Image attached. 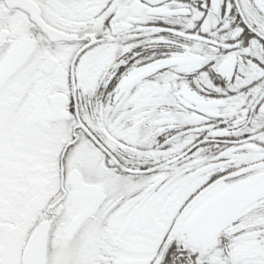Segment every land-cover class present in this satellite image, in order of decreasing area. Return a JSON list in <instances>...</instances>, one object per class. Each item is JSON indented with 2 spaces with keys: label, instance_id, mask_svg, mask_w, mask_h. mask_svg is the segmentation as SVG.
Wrapping results in <instances>:
<instances>
[{
  "label": "snow or ice",
  "instance_id": "obj_1",
  "mask_svg": "<svg viewBox=\"0 0 264 264\" xmlns=\"http://www.w3.org/2000/svg\"><path fill=\"white\" fill-rule=\"evenodd\" d=\"M0 264H264V0H0Z\"/></svg>",
  "mask_w": 264,
  "mask_h": 264
}]
</instances>
